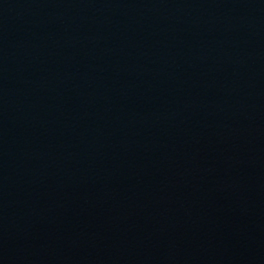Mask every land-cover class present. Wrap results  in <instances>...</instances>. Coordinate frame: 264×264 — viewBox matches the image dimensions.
<instances>
[{"label": "water", "instance_id": "obj_1", "mask_svg": "<svg viewBox=\"0 0 264 264\" xmlns=\"http://www.w3.org/2000/svg\"><path fill=\"white\" fill-rule=\"evenodd\" d=\"M0 264H264V0H0Z\"/></svg>", "mask_w": 264, "mask_h": 264}]
</instances>
